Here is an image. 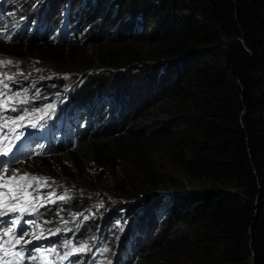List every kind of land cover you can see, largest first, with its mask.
<instances>
[{"label":"trees","instance_id":"trees-1","mask_svg":"<svg viewBox=\"0 0 264 264\" xmlns=\"http://www.w3.org/2000/svg\"><path fill=\"white\" fill-rule=\"evenodd\" d=\"M12 2L6 22L25 21L14 40L0 35V60L70 67L69 105L99 114L83 117L74 148L24 170L81 179L120 168L117 264H264V0ZM83 207L58 200L44 224L66 227ZM82 223L64 236L88 242L96 221Z\"/></svg>","mask_w":264,"mask_h":264},{"label":"rangeland","instance_id":"rangeland-1","mask_svg":"<svg viewBox=\"0 0 264 264\" xmlns=\"http://www.w3.org/2000/svg\"><path fill=\"white\" fill-rule=\"evenodd\" d=\"M0 7V10L5 11L8 16V11L14 8L15 4L12 2V0H0ZM14 15L15 14H12L10 18H12ZM24 21V19H16L11 23L10 20H8V26L4 31L7 37L15 36L16 31L20 29ZM85 29L86 28H83V32H80L77 36H84ZM91 29L92 28L90 27V30ZM93 29L91 30V34ZM86 50L91 51V47L87 46ZM84 61H90V58L86 57L84 58ZM55 69L56 70H53L50 66L42 64L41 62L18 63L14 67L11 64H5L3 65L0 72V79H2L4 83L11 82L16 84V86L23 88L21 89V96L23 98L28 95L30 98L29 100H31L33 103L43 101L44 104L40 107L39 114L49 115L53 114L58 106L66 109L74 108L72 106H68L71 104V99L68 97V95L73 90L72 86L70 85V80L74 79L76 75L73 73V71H71L70 67L64 69ZM79 72H82V70H79ZM9 77L11 78L9 79ZM49 81H60L61 83H59L57 87L53 88L49 86ZM41 85L43 87H40ZM36 86L39 88H36ZM143 92L145 93V88H143ZM63 103L65 105H62ZM48 105H54V108H48ZM98 115L99 114L96 110L94 117H97ZM157 155L158 154L154 155V159L157 160L156 164L159 166V169L161 171H168V173L173 172L166 164V160L163 157H159ZM22 167L23 166L20 168ZM53 170L54 171H50V173L40 176V178L47 177L46 180H43L45 189L44 194L46 196L49 195L48 192H46V189H50L51 193H53L55 190V193L60 194L61 196L82 197L84 204L83 209L78 213H66L65 218H63V222L67 220L68 226L66 228L63 226L62 233H66L69 230L71 231V226L75 224H81L83 221H88L90 218H93L96 221L97 231H101L99 236L96 237V231V233L91 236V240L88 242H80L78 239H74L72 244L79 246L86 243L90 248V251H88L89 253H94L95 251L96 254L99 253L100 258L96 255L93 256L95 258L94 264H117L119 259L123 256L122 252H119V246H122L125 240L126 227L125 224H122L116 220L115 215L110 213V210L118 201V198L110 190L113 187V182L118 177H122L123 175L120 171V168L113 170V172H111L112 174H110V172L105 173L104 176L85 169V176H80L85 177L81 178L84 179L85 182L81 181V179H75V173H72L73 175L71 172L61 173L58 168ZM172 174L178 180H182L180 174L176 172H173ZM109 229H111V231L108 233L107 230ZM105 248H107L108 251H104ZM64 250L65 249L63 248L62 251ZM75 258L79 260L82 259V253L76 254ZM91 262L93 263L92 260Z\"/></svg>","mask_w":264,"mask_h":264},{"label":"snow or ice","instance_id":"snow-or-ice-1","mask_svg":"<svg viewBox=\"0 0 264 264\" xmlns=\"http://www.w3.org/2000/svg\"><path fill=\"white\" fill-rule=\"evenodd\" d=\"M8 38L10 39L11 37ZM3 64H12V61L0 60V65ZM10 78L11 77H9V79ZM10 91L9 85L0 79V157H8L13 152L11 146L3 147V143L7 137L2 134V130L6 126L11 130L18 122L25 119L22 115L18 117H10L5 114L9 111L15 112L18 110L14 104L7 103L3 99L7 96L8 101H13L21 96V93L19 92L9 95L8 93ZM47 107L54 108V105H48ZM33 127H35V125H33ZM16 139L19 140L20 137L16 136ZM7 173V162L0 161V218L9 214L17 213L20 214V219H22L25 214L33 215L34 206L30 201L35 199L43 200L44 197H36L32 192H29L28 189L32 187V182H39L40 180H44V178L41 177L38 179L36 176H31L29 179V174H20L19 170H16L11 175H6ZM54 195V193H50L49 197L51 198ZM59 199L64 200L65 196H60ZM20 219L13 220L12 223L14 225H19ZM28 223L33 224L35 222L28 221ZM64 223L66 225L68 221L65 220ZM49 231L55 235L60 232V229H50ZM26 235H28L27 232H19L16 227L5 228L0 232V240H3V237L5 236L7 237V240H3V243H0V264H24L26 258L29 262L38 261V264H60L59 261L49 259V254L51 253L60 256V261H64L66 264H84V262L75 258L76 254L90 251L88 244L85 243L75 246L68 240L64 241L63 245H61V247L65 249L62 254L55 245L50 246L49 248L36 247L35 249H30L28 245L33 243L31 240L25 241L22 246L17 248V245H20L21 240H23ZM42 238L43 231H41V235L36 236V240L38 241ZM104 251H108V249L105 248ZM92 261L94 264V257H92Z\"/></svg>","mask_w":264,"mask_h":264},{"label":"bare ground","instance_id":"bare-ground-1","mask_svg":"<svg viewBox=\"0 0 264 264\" xmlns=\"http://www.w3.org/2000/svg\"><path fill=\"white\" fill-rule=\"evenodd\" d=\"M71 102V101H70ZM65 105V104H64ZM62 106V105H61ZM52 113V112H51ZM37 175V174H36ZM41 175H37V177H40ZM39 183H43V182H39Z\"/></svg>","mask_w":264,"mask_h":264}]
</instances>
